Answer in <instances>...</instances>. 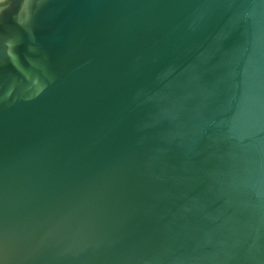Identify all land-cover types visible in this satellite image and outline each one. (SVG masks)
Returning a JSON list of instances; mask_svg holds the SVG:
<instances>
[{
    "label": "water",
    "instance_id": "1",
    "mask_svg": "<svg viewBox=\"0 0 264 264\" xmlns=\"http://www.w3.org/2000/svg\"><path fill=\"white\" fill-rule=\"evenodd\" d=\"M0 264H264V0H0Z\"/></svg>",
    "mask_w": 264,
    "mask_h": 264
}]
</instances>
